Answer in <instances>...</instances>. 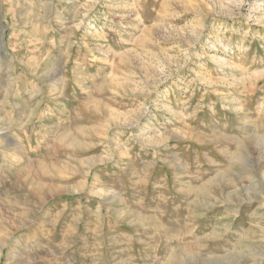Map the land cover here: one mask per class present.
Returning a JSON list of instances; mask_svg holds the SVG:
<instances>
[{
	"label": "rangeland",
	"instance_id": "1",
	"mask_svg": "<svg viewBox=\"0 0 264 264\" xmlns=\"http://www.w3.org/2000/svg\"><path fill=\"white\" fill-rule=\"evenodd\" d=\"M0 264H264V0H0Z\"/></svg>",
	"mask_w": 264,
	"mask_h": 264
},
{
	"label": "bare ground",
	"instance_id": "2",
	"mask_svg": "<svg viewBox=\"0 0 264 264\" xmlns=\"http://www.w3.org/2000/svg\"><path fill=\"white\" fill-rule=\"evenodd\" d=\"M222 139V138H221ZM224 140V139H223ZM13 145V144H12ZM228 154V153H227ZM222 181V180H221ZM207 186V185H206ZM228 188V187H227ZM141 218V217H140ZM150 218H152V217H149V218H141V219H139V221H140V223L143 225V224H145V223H152L153 222V218L152 219H150ZM157 220V219H156ZM155 220V221H156ZM154 221V222H155Z\"/></svg>",
	"mask_w": 264,
	"mask_h": 264
}]
</instances>
